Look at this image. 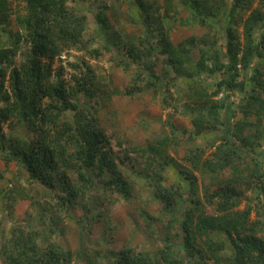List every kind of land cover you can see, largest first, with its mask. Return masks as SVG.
Segmentation results:
<instances>
[{
    "label": "trees",
    "instance_id": "16d2710c",
    "mask_svg": "<svg viewBox=\"0 0 264 264\" xmlns=\"http://www.w3.org/2000/svg\"><path fill=\"white\" fill-rule=\"evenodd\" d=\"M13 1L0 0L2 30L9 24ZM17 1L23 6L15 15L19 30L10 36L15 49L0 47V154L7 164L14 160L20 162L28 178L38 182L45 195L55 202L41 205V211L50 217L51 239L42 245L38 240L40 231L18 224L11 229L9 237L0 241V264H72L73 251L64 248L54 237L55 230L59 229L60 215L81 206L85 214L93 212L92 220L96 221L108 215L112 204L136 201L138 194L142 195V191L138 193L139 185L148 187V202L137 206L146 231H155L157 221L166 230L164 236H159V247L151 250L127 241L108 249L106 261L102 263L101 250H88L83 246L88 264H264V237L261 236L264 204L257 207V220L250 218V205L245 210L236 209L242 201L240 189L244 184L254 189L256 181L262 182L264 194V171L258 166L257 156L250 155H258L264 141V0H260V5L243 20L246 41L242 50L233 26L253 0L232 2L230 8L234 11L231 25L226 30L225 58L216 43L214 49V42H211L200 48L198 60L192 55V46H197L194 36L174 43L165 29L164 23L168 24V30L172 25L170 11L176 6L173 0H166V9L157 19H152L154 4L134 0L146 14L144 21L158 32L160 51L169 68L165 71L175 79H183L187 85L186 88L176 87V92H170V95L179 102L194 95H197V101L198 97L203 101L190 106L187 113L192 116L195 131L200 133L214 121L222 124L224 129L214 158L204 160L205 148L193 145L184 157L189 161L190 169L179 167L176 183L169 182L164 175L166 164L171 161L166 160L169 143L165 138L159 140L158 145L151 143L145 148H132L139 158L146 160L148 157L149 162L162 164L167 161L157 166V172L151 178L146 173L138 178L139 159L131 160L129 149L125 150L124 157L115 149L99 114L111 97L106 90L104 100L105 92L101 89L109 82L106 77V81L95 78L92 65L84 59L76 65L72 63L78 74L69 79L61 68H53L55 59L64 52L87 47L84 32L89 16L75 6L77 0ZM114 2L120 7L127 0ZM181 3L189 11L188 23L197 22L202 26H212L209 18L227 9L226 0H181ZM98 8L96 17L100 28H104L108 24L107 6L101 4ZM21 40L29 44L28 49L22 60L13 63L12 57ZM137 41L132 40L128 47V57L143 64L145 72L137 70L134 85L126 93L134 96L135 91L169 92L170 86L164 87L159 82L162 75L157 72L152 59L150 36L146 34ZM89 52L92 57H100L98 49ZM256 58L259 59L254 64ZM251 66L253 71L248 76L251 88L246 104L237 102L236 98L231 100V94L230 104L223 103L219 112L204 111L210 103L204 98L217 95L224 88L230 93L248 91L241 70L247 71ZM204 76H213L214 91L200 87ZM238 111L242 116L236 119ZM106 117L110 120L112 116L108 113ZM7 125L9 129L5 130ZM117 144L123 149L121 140ZM226 170L227 176L220 181L224 183L212 190L215 177ZM195 171L202 174V181L204 178L211 180L210 186L206 181L203 183L204 197L199 194L201 186ZM93 197H98L102 207L92 206ZM84 198L87 201L80 202ZM149 201L158 204L156 214L147 209ZM207 207L213 212L210 213ZM178 222L180 232L177 231ZM219 236L228 237L232 251H228L226 240ZM177 238L182 240L179 246Z\"/></svg>",
    "mask_w": 264,
    "mask_h": 264
},
{
    "label": "rangeland",
    "instance_id": "374dc122",
    "mask_svg": "<svg viewBox=\"0 0 264 264\" xmlns=\"http://www.w3.org/2000/svg\"><path fill=\"white\" fill-rule=\"evenodd\" d=\"M145 1L148 4H154L152 9V11L154 10V17L152 19H157V17L163 15L167 6L166 0ZM259 1L253 0L250 8L246 12L242 11L239 14L237 24H235V27L233 26V30L240 38L241 50L244 48L246 41L242 27L243 20L260 5ZM173 2L176 6L173 11H170L173 19L170 30H168V24L164 23L166 31L170 33V39L174 43H180L194 36L196 40L195 45L197 46H192V55L195 60H198L200 57V48L205 43L211 42H214V49L216 43L217 49L222 50V57L225 58L226 30L227 26L231 25L232 22L234 9L230 7L233 0H226L227 9H224L225 11H222L218 16L209 18V21L213 22L212 26H202L197 22L189 24L186 19L189 14L187 6L183 5L181 0H173ZM101 4L107 6L105 16L108 24L104 25V28H100L96 17L100 10L98 6ZM21 6H23V3L19 5L17 0L13 1V13L11 14L9 24L6 26V30H2V27H0V47L15 49L10 36L19 30L16 26L15 15L21 10ZM75 6L79 10L83 9L89 16L88 26L84 32V40L87 47L86 49H73L64 52L63 55L55 59L53 68L57 70L61 68L65 77L69 79L73 77L72 75L78 74L72 67V63L76 65L84 59L92 65L95 78L105 80L104 77H106L109 82L105 86H101L97 82L101 86L102 91L104 90L105 92L104 100L106 99V90L111 94L106 105L102 107L103 110L99 113L100 119L102 125L107 128L115 149L120 152L121 156L124 157L125 153H127L125 150L129 149L128 156H130L131 160L139 159L137 166L138 178H142L143 173H146L148 178L154 177L157 172V166L163 165V162L167 163V161H163L162 164H157L156 161L149 162L150 159L148 157H146V160H144L145 157L139 158L132 148H145L151 143L158 145V141L163 138L169 143L166 160L169 161L171 159L166 164L164 175L167 176L168 181L171 183L178 182L179 167L190 169L189 161L185 160L184 157L190 152L189 150L193 145L195 147L200 145L205 148L204 160L214 158L215 147L219 145L224 135L223 125L218 121H214L208 124L200 133L195 131L192 125V116L187 113L190 112V106H197V103H203V101L199 97L197 101V95H194L185 101L179 102L176 99L174 100L170 95V92H176V87L186 88L187 85L183 79L178 77L175 79L171 73L165 71V69L168 70L169 68L164 61L165 55L160 51L159 43L161 40L158 32L154 30L153 26L149 27L147 22L144 21L146 14L140 9L138 4L134 0H127L126 3L123 2L118 7L114 0H77ZM21 34L23 33L21 32ZM146 34L150 36V41L152 42V59L156 63V70L162 75V79L159 82L164 87L168 84L170 91L164 93L159 91L157 94L152 90H148L145 93L135 91L134 96H130L126 92L134 85V76L137 70L145 72V69L143 64L129 59L127 50L132 40L137 43L139 42L137 39ZM257 34H260V31H257ZM204 39L206 42L203 41ZM27 45L29 44L23 40L19 42L16 55H12L13 63H18L22 60L23 55L28 49ZM93 49L99 50L100 57L91 56V52L89 51ZM258 59L256 58L254 64H257ZM126 63H129V68H126ZM239 67H241L240 64ZM252 71L253 66L247 71L241 70L242 77H245L248 83V91L230 93L229 90L224 88L219 94L209 96L208 99L204 98L208 100V103L210 102L204 111L210 114L219 112L223 103L224 105L230 104L229 96L231 94H233L231 100L236 98L237 102L239 100L240 103L246 104L251 88V81L248 76L252 74ZM200 87L205 88L209 92L214 91L216 83L213 76H209L208 78L204 76ZM97 92L100 93V91ZM222 112H224V109H222ZM108 113L109 117L112 116L110 120L106 117ZM240 116H242V112L238 111L236 119ZM8 129L9 126L7 125L5 130ZM118 140L123 142V149H120V146L117 144ZM250 155L257 156L258 166L261 171H264V141L261 152L258 155ZM195 174L201 186L199 194L204 197L203 183L206 181L210 186L211 180L210 178H204L202 181V174L198 171H195ZM227 174V170L218 174L215 177V183L211 184V189L213 190L220 184L222 185L224 182L220 183V181ZM142 181H146V179ZM256 182L257 186L255 184L254 189L245 184L241 186L242 201L236 208L241 211L250 205L252 207L250 215L252 220L259 219L257 207L258 205L262 207L264 204L262 182ZM42 188L38 182L28 178V174L20 162L14 160L7 164L0 154V241L9 237L11 229L18 224L40 231L41 238L38 240L42 245L45 240L49 241L51 239L52 233L48 231L50 217L48 215L45 216L44 212L41 211V205H46V202L54 203L55 201L51 196L45 195ZM147 188L146 185H139L138 193L142 191V195L138 194L136 201L131 204L118 201L109 207L106 213L108 217L104 215L105 217L102 216L100 219H96V221L92 220L93 212L85 214L81 206L71 208L67 214L62 213L60 215L58 221L59 229L55 230L54 237L64 248L73 251L74 260L72 264H88L84 257L83 246H86L88 250H101L100 261L102 263L106 261L108 249H113L127 241H132L135 245L139 244L141 247L151 250H156L159 247V236L166 234L164 226L160 221H157L154 225L156 230L148 229V233L144 220L137 209V206L148 202L146 201ZM85 201H87L86 198L80 202ZM91 204L99 208L101 201L98 200V197H93ZM207 208L210 213L213 212L211 207ZM147 209L150 213L156 214L158 204L154 201H149ZM262 219L264 221V214L262 215ZM177 226V231L180 232L179 222ZM261 236L264 237V231H262ZM219 237L226 240L228 251H232L233 246L228 237ZM181 243L182 240L177 238V245L179 246Z\"/></svg>",
    "mask_w": 264,
    "mask_h": 264
}]
</instances>
